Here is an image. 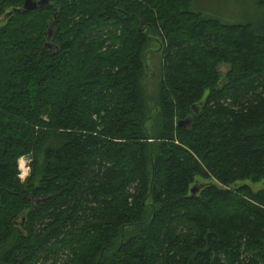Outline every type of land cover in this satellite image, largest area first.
I'll return each mask as SVG.
<instances>
[{"label": "trees", "instance_id": "16d2710c", "mask_svg": "<svg viewBox=\"0 0 264 264\" xmlns=\"http://www.w3.org/2000/svg\"><path fill=\"white\" fill-rule=\"evenodd\" d=\"M26 1L0 0V264H264V190L237 186L264 182V25L193 0ZM198 178L216 184L192 195Z\"/></svg>", "mask_w": 264, "mask_h": 264}, {"label": "rangeland", "instance_id": "374dc122", "mask_svg": "<svg viewBox=\"0 0 264 264\" xmlns=\"http://www.w3.org/2000/svg\"><path fill=\"white\" fill-rule=\"evenodd\" d=\"M191 10L195 13L218 18L228 24H250L256 28L264 25V5L258 4L256 0H193ZM5 23V17L0 18V29ZM148 38L142 55L146 67L144 86L150 117L146 124V129L151 137H155L160 130V109L158 103L163 79L164 47L161 44L160 36L155 31H151ZM47 43L51 44L50 42ZM226 71L225 68L222 73ZM29 164L30 159L28 157L21 158L18 162L19 177L22 182L30 174ZM215 184L212 180L198 178L192 184L191 190H194L195 195H198L204 188ZM242 185L248 186L254 192L264 190V182L253 184L246 181L237 184V186ZM46 264H52V262H47Z\"/></svg>", "mask_w": 264, "mask_h": 264}, {"label": "water", "instance_id": "95a60500", "mask_svg": "<svg viewBox=\"0 0 264 264\" xmlns=\"http://www.w3.org/2000/svg\"><path fill=\"white\" fill-rule=\"evenodd\" d=\"M48 3L47 0H42L40 2H35V1H32V0H27L24 5H23V8H22V11L23 13H27V12H31V11H34L36 10L38 7H42L44 5H46ZM53 36V24L51 23L49 25V29H48V33H47V40L49 41ZM45 47L49 50H52L53 49V46L49 43H47L45 45ZM225 70V68H222L220 69L219 71L222 73V71ZM191 121L189 120H184V121H181L178 123V126L181 127V128H184L186 125L190 124ZM191 194L194 195L195 194V191L194 190H191Z\"/></svg>", "mask_w": 264, "mask_h": 264}]
</instances>
